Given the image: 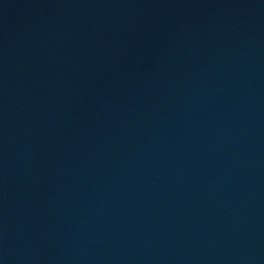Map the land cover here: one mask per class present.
Segmentation results:
<instances>
[{
	"label": "water",
	"instance_id": "water-1",
	"mask_svg": "<svg viewBox=\"0 0 264 264\" xmlns=\"http://www.w3.org/2000/svg\"><path fill=\"white\" fill-rule=\"evenodd\" d=\"M0 264H264V0H0Z\"/></svg>",
	"mask_w": 264,
	"mask_h": 264
}]
</instances>
